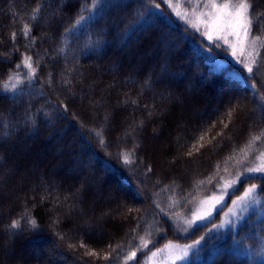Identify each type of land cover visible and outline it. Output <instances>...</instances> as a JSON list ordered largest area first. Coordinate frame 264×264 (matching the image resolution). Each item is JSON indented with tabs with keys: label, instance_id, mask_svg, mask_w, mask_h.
Masks as SVG:
<instances>
[{
	"label": "trees",
	"instance_id": "trees-1",
	"mask_svg": "<svg viewBox=\"0 0 264 264\" xmlns=\"http://www.w3.org/2000/svg\"><path fill=\"white\" fill-rule=\"evenodd\" d=\"M253 2L255 13H264V0ZM93 3L0 0V241L5 245L0 264H53L51 258L63 264H133L127 260L133 251L141 257L167 239L194 236L204 240L183 264H264V176L244 175L231 193L239 195L258 183L256 208L239 224L214 229L216 220L204 226L188 223L199 200L235 179L264 151V135L249 145L264 130V44L258 43L253 55H248L249 49L253 52L249 47L239 57L240 65L231 63L222 41L217 49L216 41L192 26L191 10H207L203 0H179L177 10L161 0ZM177 11L187 19L177 17ZM80 16L85 20L66 33ZM24 24L31 29L26 36ZM254 34L264 40V31ZM209 48L216 59L208 57ZM138 53L148 55L139 62ZM25 57H32V77L21 64ZM245 63L253 67L252 74ZM9 76L23 83L6 92L2 86ZM174 96L180 101H172ZM195 101L200 112L207 106L216 109L190 117L187 111L194 112ZM234 105L240 111L229 117ZM221 131L224 135L217 136ZM201 134L206 146L196 152L192 146L199 147ZM157 139L166 146L154 151L152 140ZM58 141L65 149L57 156L47 152L31 174L42 147L53 150ZM23 142L31 143L29 150L11 152ZM129 152L133 163L125 164ZM162 157L167 162L157 171L154 159ZM58 163L71 174L52 171ZM71 169L95 178V185L79 180ZM96 183L113 194L105 203L112 207L107 206L111 216L102 219L98 234L79 228L91 223L85 203L103 204L94 200ZM25 213L38 222V230H28L20 219ZM13 220H20L21 229L8 228ZM9 231L16 232L13 248ZM141 236L149 241L143 250ZM37 245L47 247L38 249L39 259L18 261ZM89 250L98 256L87 255ZM11 253L17 261H4Z\"/></svg>",
	"mask_w": 264,
	"mask_h": 264
},
{
	"label": "snow or ice",
	"instance_id": "snow-or-ice-1",
	"mask_svg": "<svg viewBox=\"0 0 264 264\" xmlns=\"http://www.w3.org/2000/svg\"><path fill=\"white\" fill-rule=\"evenodd\" d=\"M161 2L171 6L170 0H161ZM100 3H102V0H94L93 7H95ZM203 3L207 11H202L199 13V16L202 18L199 20V23H202L204 25L205 31L203 35L207 37V40L216 41V43L214 44L215 48L220 49L223 47V45H228L232 49L231 56L237 57L238 52L240 56H243L246 52H248L249 47L252 48L253 52H248V55H253L257 44L258 43L264 44V40H262L261 36L254 34L255 31H264V29L260 28V20L264 19V13H255L253 0H203ZM155 7L159 9L160 5L156 4ZM38 11H39V7L33 10L34 13H37ZM155 14L156 13H153V15ZM176 16L182 19H187V15L186 14L182 15L179 11L176 12ZM90 18L91 17H89V19ZM32 19L33 20L36 19L35 14L32 15ZM84 20L85 17L80 16L79 19H77L75 23L70 25L69 28H65V32L67 33L71 30L76 29L77 26L80 25L81 22ZM192 26L194 28H197V31L199 30L197 25L193 24ZM30 30L31 29L28 24L23 25V33L25 36L29 33ZM229 37L233 38V40L230 41ZM14 38H15V33H13V39ZM219 41H223V45H221ZM208 51L211 53L210 48L208 49ZM261 59L264 60V57H262ZM237 62H241V61H237ZM254 62L255 61L253 60V63ZM21 64L30 70L28 73L29 77L34 76L35 69L32 67V57H25V59L21 62ZM21 64H18L17 68L21 67ZM243 67L247 70L249 74H252L254 72L253 67L249 63L243 64ZM21 83H23V81H21L18 76H9L8 82H6L2 87L3 90L7 92V91L15 90L17 88V85ZM65 83H70V82L65 81ZM252 87L255 88V84H253ZM64 108L65 110H67L66 105H64ZM261 110L264 111V106H262ZM238 111H240L239 106L234 105L228 111L227 115L231 117L233 113ZM230 122L231 121H229V123ZM215 126H216L215 124L212 125V127ZM228 126H229L228 123H223L224 129H227ZM97 134L99 135V133ZM216 135L222 137L224 133L223 131H221L218 132ZM262 135H264V130H262L261 135H253L251 137V140L249 141V145H251L256 141L261 140ZM215 138L216 137H212L211 139L214 140ZM204 140H205L204 134H201L197 138V143L199 144V147H197L196 145L192 146L196 152H199L200 148L206 146L204 143H201ZM208 143L210 144L211 140H209ZM131 155L132 152L124 154L123 162L125 164L133 163V161L129 158ZM187 155L192 156L193 152L189 151ZM260 158L264 159V152L261 153ZM237 163H243V161H237ZM148 170L151 171V168H149ZM251 173H258L261 176H264V163L256 167H246L243 172H237L235 179L224 182L221 188L222 192L227 194L229 189L236 188L237 184L240 182L241 177ZM221 180H223V177H221ZM201 183H203V181H201ZM256 188H257L256 185H251L249 188L245 189L242 196H239L237 197L236 200H233L232 204L236 206L238 204L245 203L251 198V195ZM224 198H225L224 195H221L219 197H215V196L211 197L210 199L213 202L212 206L215 207L216 205H219L224 200ZM252 202H256V201L253 199ZM129 211H131V209ZM229 212L231 213L232 209H230ZM209 215H211L210 212H205L203 215H197L195 217V220L189 221L188 223L192 226H195L197 221L205 220L208 218ZM20 219L25 220L28 230H38L40 227L35 219L28 218L27 213L23 214ZM222 227H224L223 223L220 225H213L214 229L222 228ZM8 228L10 230L21 229L20 220H13L11 224L8 225ZM15 235H16L15 231H9L7 233L9 244L12 242L13 237ZM61 238L63 239V237ZM203 240L204 237L201 236V238L199 240L194 241L193 244L184 246V248L180 249L181 255L176 257V259L186 260L188 258L189 251L199 246ZM139 241H140L141 250L148 248L149 241L145 240L143 236L139 238ZM69 247L71 248L75 246L69 245ZM80 247L84 248L86 246L81 242ZM117 247L120 246L117 245ZM113 251H115V249H113ZM158 251H162V250H158ZM87 255L97 257L98 253H96L95 250H89L87 252ZM152 255L155 256L156 253L154 252L152 253ZM136 257H137V252L133 251L128 255L127 260L133 261L135 264ZM109 258H110L109 254H105L103 257L105 261H108Z\"/></svg>",
	"mask_w": 264,
	"mask_h": 264
},
{
	"label": "rangeland",
	"instance_id": "rangeland-1",
	"mask_svg": "<svg viewBox=\"0 0 264 264\" xmlns=\"http://www.w3.org/2000/svg\"><path fill=\"white\" fill-rule=\"evenodd\" d=\"M172 1V2H171ZM170 4L173 6V8L175 10L179 9L180 6H179V0H170ZM207 11V10H206ZM192 14L191 16H193L194 19V24L197 25V27L199 29H201L202 33H204L205 31V28H204V25L202 23H199V20L202 19L200 16H199V13L197 9H193L191 10ZM206 39L207 37L204 36ZM229 40L232 41L233 38L229 37ZM223 43V41H222ZM228 48H229V53H228V56L230 58V60L232 61L231 63H235V64H238L240 65V62H237L239 61V52L237 54V57H232L231 56V52H232V49L226 45ZM249 51L251 52V50L249 49ZM207 54H208V57L210 58H214L216 59V56L213 54V53H210L208 50L206 51ZM139 54V53H138ZM137 54V55H138ZM148 55V53H142V54H139L137 56V59L138 61H143V59ZM138 62V63H139ZM220 64H222L220 61H219ZM138 69V64L136 65V67H134L133 70L137 71ZM160 75L157 74L156 78H158ZM232 78L236 79V80H239V79H242L243 81L245 80L244 78H242L239 74L237 73H232ZM218 96H219V93H218ZM240 98H244L243 95H240ZM177 100L180 101V97L178 96H174V98L172 99V101H176ZM189 101H191L192 99L189 98L187 99ZM180 104V106H183L181 104V102H178ZM196 101L193 105V108H194V112L192 111L191 115L189 113V111H187V115H189L190 117L194 116L195 114L198 115L199 113L201 115H204L206 114L208 111H214L216 109V107H210V106H207L203 109V111L200 112L201 109H199L197 106H196ZM259 112V109H258V106H255L254 108V112L253 113H256L258 114ZM148 142V141H147ZM162 145H165L164 144V140H152V147L154 149V151H159L161 149V146ZM166 146V145H165ZM31 147V143L30 142H23V143H16L14 146H12L11 148V152L12 153H17L18 155H20L21 153H25V151L29 150V148ZM66 147V144L62 143L61 141H58L57 142V145L56 147L52 150L51 148H49L47 145L46 146H43L42 149H41V152H40V156H39V162L37 163L36 166H34L29 172L32 174L33 171H36L35 169H37L39 166H41V163L44 159V156L47 152L49 153H53L54 155H59V152L62 151L63 149H65ZM10 152V153H11ZM264 152V151H263ZM7 159L9 160V157H10V154H7ZM261 155L257 158V160L250 166V167H256V166H259L261 165L262 163H264V159H261L260 158ZM155 160V164H156V167H157V171H158V167H159V164L161 162H164L167 160L162 157V159H154ZM64 164L62 165L61 163L59 164H56L54 167H52V171H55V170H59V169H62L64 173H67L69 172V170L67 168H64ZM72 171V174H78V179L79 180H84L89 184L91 185H95V178L93 177H86L84 176L82 173L78 172L76 169H71ZM169 174L172 173V171L168 170ZM12 174H14V172H11ZM68 174H71L70 172ZM247 175H253V176H258L260 174L258 173H251V174H247ZM115 182V181H114ZM97 185V188L94 187V191L93 192V196H94V200L95 201H102L103 204L102 205H98V203H94L92 205H89V204H86L85 203V206H87V212L88 214L90 215L91 217V223H88V224H80L79 225V228H82L84 230H86V232L88 233H94L95 234H98L99 231L98 229H100L99 227V224L101 223L102 219L105 217V216H111L110 213H109V210L107 209V204H105L107 201L109 200H113V194L108 191V190H105V189H100L99 186H98V183H96ZM239 183L237 184L236 188L234 189H237ZM252 185H258V183L256 181H254L252 183ZM223 184L220 186V189L218 191H216L215 193L211 194L209 197H205L201 200H199V202L195 205L192 213H191V216H190V219L189 221H193L195 220V217L197 215H203L205 212H210L211 215L208 216L207 219L205 220H202V221H197L195 226L196 225H201V226H204L206 224H211L213 220H216L215 222L216 223H212V224H215V225H220V224H224V227H222L223 229L230 226V225H236V224H239L240 221L246 216L248 215L249 212H251L252 210H254L256 208V205L257 203L256 202H252V200L254 199L253 198V194L251 195V198L246 201L245 203L243 204H238L236 206H234L232 204V201L233 200H236L237 197L239 196H242L245 189L249 188L250 186H246L244 188V190L239 194V195H232L231 196V193L234 191V189H229L228 190V193H224L222 192L221 188H222ZM255 192V190L253 191ZM221 195H224L225 198L224 200L219 204V205H216L215 207L212 206V200L210 199L211 197L215 196V197H219ZM84 200V199H83ZM85 202V201H84ZM88 203V202H87ZM89 205V206H88ZM110 206V205H109ZM108 206V207H109ZM110 209L112 208L111 206L109 207ZM114 208V206H113ZM232 209V212L230 213L229 210ZM212 227V226H211ZM221 228V229H222ZM218 229V228H216ZM6 236V235H4ZM7 237V236H6ZM196 240H199L198 238H195L194 237H187L183 240H177V239H167L166 241H164L163 243H161L160 245H156L154 246L153 248H151L148 253L146 255H143L140 257L139 254H137V257L135 258V264H139L141 262V264H183L185 263L189 257L191 256V254L193 252H195V250L197 249L196 248H193L189 251L188 253V258L186 260H179V259H176V257L180 256L181 255V251L180 249L184 248V246L186 245H191L193 244L194 241ZM8 246L11 248V243L8 244ZM34 246V245H33ZM5 245L1 244V241H0V249H4ZM13 248V247H12ZM38 249H41V250H44L46 251L47 247L46 245H37L35 247H32L31 248V251L27 253L26 256H22L21 258L19 257L18 258V261H25V259H28V258H33L34 260H37L40 258V255H38ZM158 250H162V251H158ZM156 253L155 256L152 255V253ZM31 255V256H30ZM3 259H5L4 261H17V258L14 254H9V255H5L3 257ZM50 261L53 263V264H63V263H60V262H57V260L55 258H51ZM133 262V261H132ZM134 264V262H133Z\"/></svg>",
	"mask_w": 264,
	"mask_h": 264
}]
</instances>
